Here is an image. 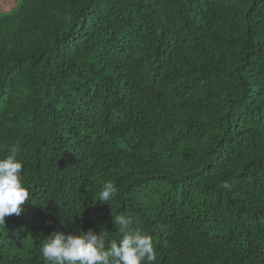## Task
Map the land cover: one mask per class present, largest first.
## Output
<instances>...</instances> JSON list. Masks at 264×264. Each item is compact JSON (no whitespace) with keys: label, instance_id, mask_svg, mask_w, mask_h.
<instances>
[{"label":"trees","instance_id":"trees-1","mask_svg":"<svg viewBox=\"0 0 264 264\" xmlns=\"http://www.w3.org/2000/svg\"><path fill=\"white\" fill-rule=\"evenodd\" d=\"M12 147L30 201L0 264H44L54 231L107 245L120 213L155 264H264V0H18L0 12Z\"/></svg>","mask_w":264,"mask_h":264},{"label":"clouds","instance_id":"clouds-1","mask_svg":"<svg viewBox=\"0 0 264 264\" xmlns=\"http://www.w3.org/2000/svg\"><path fill=\"white\" fill-rule=\"evenodd\" d=\"M23 167L15 147L0 159V226H5L7 216L20 215L30 201V193L22 182ZM117 193L114 183L105 182L97 202L109 205ZM112 220L121 235L107 245L100 231L84 232L77 228L78 231L52 232L41 247L44 264H155L157 253L152 237L134 227L132 218L123 213L112 216Z\"/></svg>","mask_w":264,"mask_h":264},{"label":"rangeland","instance_id":"rangeland-1","mask_svg":"<svg viewBox=\"0 0 264 264\" xmlns=\"http://www.w3.org/2000/svg\"><path fill=\"white\" fill-rule=\"evenodd\" d=\"M18 0H0V12L11 9Z\"/></svg>","mask_w":264,"mask_h":264}]
</instances>
